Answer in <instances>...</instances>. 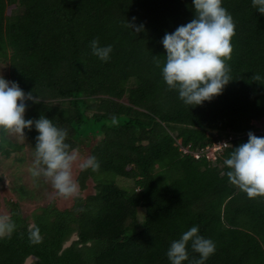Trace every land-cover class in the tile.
<instances>
[{"label":"trees","instance_id":"16d2710c","mask_svg":"<svg viewBox=\"0 0 264 264\" xmlns=\"http://www.w3.org/2000/svg\"><path fill=\"white\" fill-rule=\"evenodd\" d=\"M222 6L236 25L233 80L191 107L162 78L161 41L195 18L193 0H0L3 77L40 100L26 101L25 119L52 120L73 149L95 138L90 157L100 165L82 171L79 158L74 162L79 193L68 206H59L65 197L53 194L51 182L47 201L46 189L18 197L8 169L24 167L22 158L9 161L22 145L0 130V191L15 195L4 193L3 215L17 225L0 238V264H25L30 256L29 264H170L171 243L193 226L216 246L205 264H264V198L250 199L231 184L223 163L249 132L264 137V14L252 0ZM126 22L143 28L135 33ZM93 40L111 45L108 62L93 54ZM24 133L35 153L39 133L34 125ZM217 144L214 163L207 153ZM89 181L93 192L84 195ZM36 227L38 244L29 239ZM188 254L183 264L200 258L191 242Z\"/></svg>","mask_w":264,"mask_h":264},{"label":"clouds","instance_id":"9594fccd","mask_svg":"<svg viewBox=\"0 0 264 264\" xmlns=\"http://www.w3.org/2000/svg\"><path fill=\"white\" fill-rule=\"evenodd\" d=\"M252 2L253 7L264 14V0ZM193 4L195 18L177 27L174 32L165 33L161 41L166 51L162 78L168 89L176 91L179 99L191 107L202 105L222 94L225 86L233 80L228 62L233 53L231 41L236 35L235 22L222 6V0H193ZM126 24L135 33L143 28L142 25ZM91 48L100 60H110L111 45L100 47L98 40H93ZM255 79L259 80L260 77L257 75ZM26 101L40 102L31 92L26 94L18 83L0 76V130L5 134L11 132L25 137L24 130L31 131L34 125L39 135L35 138L31 176L34 180L40 177L50 180L52 187L62 197L77 195L79 185L73 179L72 168L79 157L77 150L66 142L67 130L58 128L44 116L37 120L25 119ZM220 149L221 144L215 145L210 149L212 155L207 153V157L215 161L219 157L215 151ZM223 163L230 169L226 175L231 184L250 199L264 198V137L249 132L247 143L235 147ZM79 167L82 171L91 169L97 172L100 165L92 156L83 160ZM16 227L9 216H0V238H10ZM29 239L34 244L42 242L38 227L30 232ZM189 242L192 250L200 255L191 264H205L216 251L215 243L199 235V228L193 226L171 243L166 253L170 264H183L189 260Z\"/></svg>","mask_w":264,"mask_h":264},{"label":"rangeland","instance_id":"374dc122","mask_svg":"<svg viewBox=\"0 0 264 264\" xmlns=\"http://www.w3.org/2000/svg\"><path fill=\"white\" fill-rule=\"evenodd\" d=\"M3 68H4V64H2L0 62V76H3V72H2ZM252 123L261 129L263 127L262 124L254 121V120L252 121ZM9 133H10V136L14 142H17L18 144L22 145L21 150H18L17 152H13L11 154L9 161L10 160L15 161V159H13V157L17 156V158H22V161L24 163V167L19 168L20 165H18V169H17V166H13V168L8 169V171L11 174L15 173V175H16V176H14V178H12L10 181H8V184H12V188L14 189V191L17 190L18 197L21 194H24V195L28 194L26 196V198H29L28 196H30V195H35V194L37 195L38 193L43 194V191H45L44 189H46L43 199H45L46 201L49 200L50 197H53V194L54 195L56 194V190H54L53 194H51L52 193L50 191L51 187L49 185L50 180H47L48 185L46 187L45 185H43L41 183L42 177L34 180L33 177L31 176L30 169L33 167V162H34V158H35L32 148L30 147V145L27 142V140L25 139V137H21L18 134H14L11 132H9ZM94 142H95V138L91 139L90 142H88V143H86L85 141L80 143L79 148L76 149L78 152V157H79L80 163H82L83 160L90 157V154H91L90 148ZM208 155L211 156L212 155L211 152H208ZM210 158H212V157H210ZM212 162L215 163L214 160H212ZM105 176H108V177H106V178H108L107 179L108 181H113L120 187L126 188V187H130V185H131V181L128 179H125V178H122L119 176H115V175L110 174V173H106ZM4 184H7V182ZM89 184H90L89 187L86 190H84V192H82V194L85 195L87 193L93 192L92 183L90 181H89ZM21 189H23V191H21ZM3 190H4V193L6 192L5 194L9 195L8 197H11L13 199L15 198L14 193L9 192V190L6 187L3 188ZM4 193L2 195V192L0 191V215L6 214V209L4 208V206L2 204L3 198L5 196ZM71 198L72 197L60 198L58 200L59 206L64 207V206L70 205L72 202ZM39 200L40 199H38L36 201V203L23 201L22 207L24 208V210L30 209L32 206H35L37 204V202H39ZM137 214H138V218L140 219L139 221H142V217H143L142 209H138ZM74 238H75V236H73V239Z\"/></svg>","mask_w":264,"mask_h":264},{"label":"water","instance_id":"95a60500","mask_svg":"<svg viewBox=\"0 0 264 264\" xmlns=\"http://www.w3.org/2000/svg\"><path fill=\"white\" fill-rule=\"evenodd\" d=\"M69 243L67 242V243H65V246H67ZM31 256L29 257V259H28V261L25 263V264H29V262H30V260H31Z\"/></svg>","mask_w":264,"mask_h":264}]
</instances>
